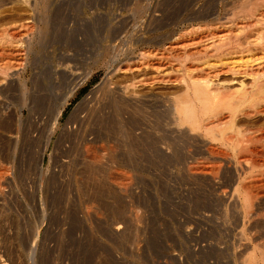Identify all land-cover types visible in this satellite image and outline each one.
<instances>
[{"label":"rangeland","instance_id":"1","mask_svg":"<svg viewBox=\"0 0 264 264\" xmlns=\"http://www.w3.org/2000/svg\"><path fill=\"white\" fill-rule=\"evenodd\" d=\"M37 1L45 8L0 0V33L16 25L7 38L25 44L28 57L0 84V264H244L253 245L264 247V181L244 186L246 215L232 197L244 156L190 147L163 104L133 100L177 90L160 80L184 69L170 46L244 34L238 25L246 20L235 17L241 1ZM24 21L44 24L30 48ZM193 34L197 42H183ZM143 51L156 56L142 59ZM156 57L160 69L152 68ZM217 59L200 55L196 65L207 72ZM130 79L134 103L114 106ZM94 181L103 194H93Z\"/></svg>","mask_w":264,"mask_h":264},{"label":"bare ground","instance_id":"2","mask_svg":"<svg viewBox=\"0 0 264 264\" xmlns=\"http://www.w3.org/2000/svg\"><path fill=\"white\" fill-rule=\"evenodd\" d=\"M23 1L24 3L29 2V0H23ZM240 1L241 3H238L237 6L238 9L237 12H235L236 15L235 17L238 19L246 20L238 25V29L244 31V34L240 35V32H236L234 34L233 33L230 34V36L227 35L224 36L226 38L223 37L221 38L219 36L220 38L218 37V39H212V41L208 42V44L206 42L205 45H200V46L197 45L196 43L195 46L190 45V47L186 46L185 48L182 49L176 48L175 47L176 45L174 47L170 46V48L167 47L169 53L167 52V50L166 53H168L171 57L174 56L173 58L175 60L177 59V61H179L182 67L180 65L179 66L184 69H182V73L180 72L181 74L179 73V75L177 76L176 74L175 75L173 74L175 76L174 78L172 77L161 78L160 80H162L166 84L170 83L177 85L178 86L177 90H175L173 94L167 96L163 95L162 97L161 96L158 97L157 95L154 94H145L140 96H138L137 94L136 100L133 98L135 103L131 102V104L134 103L135 106H139L142 103L144 104V102L147 103L152 102L149 104H154V106H157L155 105L156 102L161 106L163 104V106L166 107L165 111L167 113L166 117L168 116L169 118L168 121L171 122L170 124L175 125L177 132L180 135H183L184 136L183 138H185L186 141H188V143L191 144V146L189 145L190 147H192V144L193 145L198 144L199 145L198 148L205 147V149L208 151L211 150L215 151L217 149L225 152L229 151L234 156L238 154L244 156L243 157L244 162H242L241 160V163L242 164L244 163L245 168L235 172V174H233V179H232L233 182L232 185H234L232 189V197L234 196L236 201L239 203L241 214L242 216H244L249 212L250 209V193L248 190H245L246 188H244V186L248 187L250 185L264 181V170H262V172L256 173V169L264 168V120H263L264 118V0H240ZM34 2H36L34 6L38 8L40 2L38 3L37 0H34ZM44 2L43 5H45ZM39 8L44 9L45 7L40 5ZM45 17L46 16H44V18ZM41 18H43V16ZM41 20L38 22H41ZM37 24L38 23L35 22V26ZM21 25L25 27L24 33L28 35L26 37L24 36L25 34L22 35L21 33L22 36L26 37V40L24 39L27 42L25 47L30 48L31 45L34 44L33 41L39 39L40 29L44 24H42L41 26L34 27L33 23H31L30 21H26L24 24ZM45 25L47 24L45 23ZM14 26L16 27V25H13V27L12 25H8V27L5 26L6 28L4 27L5 29L0 33V43L1 42L3 43L4 42L3 39H4L5 46L7 44V47L4 48H3L4 43L3 44L1 43L2 46L0 45V75L3 77V80H0L1 81L0 84H3L6 81V78L9 75V73L13 75L20 72L19 70L22 68V66L23 65L25 66L24 60H27L28 58L21 56L24 53L22 47L25 44L22 45L21 44L22 42L19 44L20 41L16 43V40L7 38L10 35L12 38V36H14L13 33L15 31L17 32L19 31L18 30L19 28L16 27L18 28L16 30ZM16 35H19V33H17ZM196 38H200V37H197L195 34L189 37L186 36L185 39L183 38V42L184 43L186 42V44H188L187 42L190 41L192 43V41H194L195 43L197 42ZM177 46L179 47L180 45ZM29 50L31 51V49ZM154 55L156 56V54L152 55V52L150 51H143V53H141L142 59L143 58L146 59L149 57L151 58V56ZM159 55L162 54L160 53ZM200 55L208 56V60L206 61H209V56L211 57L212 56L216 57V55L218 56L217 61L215 60L217 63L213 64L212 69H210V71L205 72L202 67L196 65L197 56ZM160 57H156L154 62L152 61L153 62L152 68L160 69V67L162 66V62L160 61L162 58L160 59ZM170 59L172 60V58ZM18 65L20 67H18ZM134 66H132V68ZM129 67L126 68L129 69ZM135 68L138 69V65L133 69ZM67 74L70 75V72H68ZM60 77H62L63 79H67L68 77L69 79L67 80L69 82L76 81L75 75L71 77L69 76L66 77L64 73ZM85 79L86 78H84V80ZM146 79L141 78L140 80H136V81L138 82L140 81L143 84L149 81V79L148 80ZM135 82L131 81L130 83L127 84H125L126 83L125 82L124 83L125 85L121 86L123 88L120 90H122L123 93L125 90L128 91L129 88L134 87L136 85ZM20 85L22 91L26 90L24 83L21 82ZM74 89L75 88H72L70 90V93L68 94L67 98L64 99V101L61 103L62 104L60 105L61 107L65 108L67 106L69 102L68 98L74 96L75 93ZM0 90L2 92L3 89ZM118 92L120 91L118 90ZM118 92L116 91L114 93H116L117 96L118 95L121 96L119 100L114 96L115 94L113 95L115 98L112 96L113 98L111 100H110L111 97L109 98L110 94L108 95L110 102H113L114 104L113 103L112 104L114 106L118 104L119 101L123 102V105H125L126 103L124 102L129 103V101L132 100L131 97H129L131 99L129 100V98L126 96L127 93L130 92L125 91L126 92L124 93L125 95H120L118 94ZM48 94L50 95L47 97L45 96L46 99L50 96H54L50 92ZM132 97H136V96L133 95ZM50 98L48 99L50 100ZM48 99L47 101H49ZM42 101H44V99H42ZM45 103L47 102L45 101ZM23 104H25V102ZM42 104L44 105V103ZM42 104L41 105L39 104L40 108H42L41 107ZM119 104L121 106L122 103ZM49 105L52 106L51 103H49ZM44 107H46V104ZM158 109L160 110V108ZM56 111H54L56 113L55 115L60 116L61 110L59 111L56 110ZM165 114L163 115V117H165ZM37 116H39V114ZM57 116L56 118H58ZM261 119L263 121H261ZM94 182H93L94 185L100 187L99 189H95V190L93 187V191H94L93 194H97V195L103 194L105 192L104 191L105 189L103 188L102 183L100 182L99 185L98 181H94ZM120 214L121 213L118 212L119 216ZM259 246L260 248L257 245L252 246L251 251H249L245 257L244 264H257L258 262L264 263V249H263L264 247L263 245L262 248L261 245Z\"/></svg>","mask_w":264,"mask_h":264},{"label":"built area","instance_id":"3","mask_svg":"<svg viewBox=\"0 0 264 264\" xmlns=\"http://www.w3.org/2000/svg\"><path fill=\"white\" fill-rule=\"evenodd\" d=\"M72 195V194H71ZM72 196H70V198H71ZM66 201H70V199H67ZM66 203V202H65ZM74 203V202H73Z\"/></svg>","mask_w":264,"mask_h":264}]
</instances>
